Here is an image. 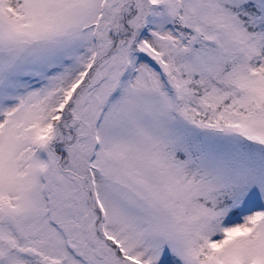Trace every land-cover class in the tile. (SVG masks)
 Listing matches in <instances>:
<instances>
[{
    "label": "snow or ice",
    "instance_id": "6c2138e0",
    "mask_svg": "<svg viewBox=\"0 0 264 264\" xmlns=\"http://www.w3.org/2000/svg\"><path fill=\"white\" fill-rule=\"evenodd\" d=\"M0 264H264V0H0Z\"/></svg>",
    "mask_w": 264,
    "mask_h": 264
}]
</instances>
